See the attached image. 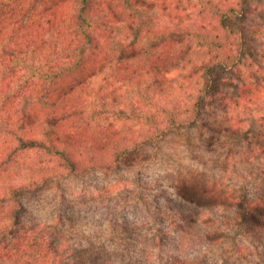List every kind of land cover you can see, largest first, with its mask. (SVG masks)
Wrapping results in <instances>:
<instances>
[{
	"label": "trees",
	"instance_id": "obj_1",
	"mask_svg": "<svg viewBox=\"0 0 264 264\" xmlns=\"http://www.w3.org/2000/svg\"><path fill=\"white\" fill-rule=\"evenodd\" d=\"M175 134L204 165L239 149L243 183L106 207L97 242L32 215L30 195ZM0 264H264V0H0Z\"/></svg>",
	"mask_w": 264,
	"mask_h": 264
},
{
	"label": "rangeland",
	"instance_id": "obj_2",
	"mask_svg": "<svg viewBox=\"0 0 264 264\" xmlns=\"http://www.w3.org/2000/svg\"><path fill=\"white\" fill-rule=\"evenodd\" d=\"M182 140H184L182 134H175L166 142L161 152L157 155L154 152L150 153L149 158L151 157L152 160L147 162L124 166L114 172L96 171L85 176L63 178L60 183L36 195H30L26 201L28 207L32 215L46 224L54 222L57 217L63 215L65 224L58 225L57 228L64 229V232L73 238L72 240L86 243L89 237L92 238L91 242H97L99 241L97 236L103 233L102 237H104L111 230L105 229L106 221L104 222L101 216L102 214L106 217L109 212L106 207H114L120 203L119 209L123 206L129 208V211H134L135 207H139L142 211H147V203L151 202L154 195L157 196L164 189H168V193L173 194L176 191L172 189L174 188L172 185H177L183 180H199L212 186L214 182L225 176L223 179L226 185H232L236 190L243 183L241 174L245 172L246 165L240 163L242 155L239 149L232 148L230 155L229 146L223 149L217 145L214 148L221 152L216 151L217 159L221 158L220 162L209 159L215 155L211 151L206 157L207 165H204L195 160L188 147L181 143ZM195 140L201 144L200 141ZM226 156L230 157L233 164L229 167L227 177L223 169ZM138 170L142 172L141 179L135 175ZM134 180H142V183L137 187ZM161 204L166 206L165 210L170 208L167 207L170 203L165 199L161 200ZM151 206L153 207L152 204ZM114 236L113 232L111 238ZM137 237L135 235L130 242L139 245L138 248L144 247L145 242ZM209 251L211 256L218 258H222L224 254L222 247L210 248Z\"/></svg>",
	"mask_w": 264,
	"mask_h": 264
}]
</instances>
